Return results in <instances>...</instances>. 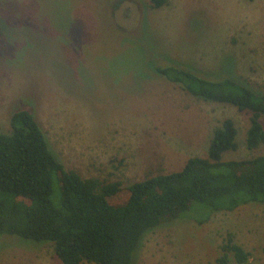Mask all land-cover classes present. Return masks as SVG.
Returning a JSON list of instances; mask_svg holds the SVG:
<instances>
[{"label":"rangeland","instance_id":"obj_1","mask_svg":"<svg viewBox=\"0 0 264 264\" xmlns=\"http://www.w3.org/2000/svg\"><path fill=\"white\" fill-rule=\"evenodd\" d=\"M165 65L264 93V0H168L157 9L150 0H0L1 132L14 110H30L64 167L83 178L125 188L176 171L207 156L225 118L238 148L224 160L264 154V145L246 147L248 111L190 95L153 69ZM228 234L249 253L242 264H264V203L164 221L144 234L133 264H220ZM226 259L241 264L232 252ZM0 264L62 263L50 242L2 234Z\"/></svg>","mask_w":264,"mask_h":264},{"label":"trees","instance_id":"obj_2","mask_svg":"<svg viewBox=\"0 0 264 264\" xmlns=\"http://www.w3.org/2000/svg\"><path fill=\"white\" fill-rule=\"evenodd\" d=\"M167 2L150 0V6L157 9ZM153 69L194 97L248 111L246 147L264 145V93L232 76L212 79L177 65ZM10 126L9 132L0 128V236L50 242L62 264H133L144 234L164 221L189 213L203 222L214 211L264 203V154L223 159L238 148L231 118L212 131L206 157H189L176 171L125 188L66 169L30 110H14ZM122 189L123 201L111 202ZM221 249L220 264H227L228 252L241 264L249 257L232 234Z\"/></svg>","mask_w":264,"mask_h":264}]
</instances>
